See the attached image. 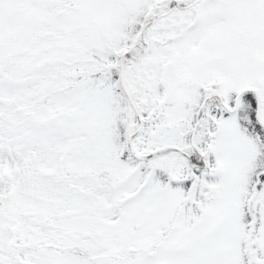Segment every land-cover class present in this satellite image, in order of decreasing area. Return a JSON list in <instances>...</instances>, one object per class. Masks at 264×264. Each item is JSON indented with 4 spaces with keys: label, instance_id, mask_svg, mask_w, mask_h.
Wrapping results in <instances>:
<instances>
[{
    "label": "snow or ice",
    "instance_id": "1",
    "mask_svg": "<svg viewBox=\"0 0 264 264\" xmlns=\"http://www.w3.org/2000/svg\"><path fill=\"white\" fill-rule=\"evenodd\" d=\"M0 264H264V0H0Z\"/></svg>",
    "mask_w": 264,
    "mask_h": 264
}]
</instances>
